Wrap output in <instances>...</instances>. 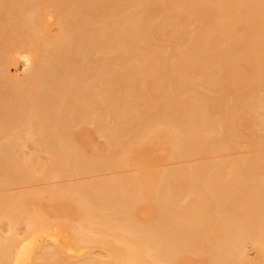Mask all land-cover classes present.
I'll return each instance as SVG.
<instances>
[{"label": "bare ground", "instance_id": "bare-ground-1", "mask_svg": "<svg viewBox=\"0 0 264 264\" xmlns=\"http://www.w3.org/2000/svg\"><path fill=\"white\" fill-rule=\"evenodd\" d=\"M230 142L264 143V0H0V188L53 180L0 190V264H264V149L196 159ZM147 143L195 160L120 172Z\"/></svg>", "mask_w": 264, "mask_h": 264}, {"label": "rangeland", "instance_id": "rangeland-1", "mask_svg": "<svg viewBox=\"0 0 264 264\" xmlns=\"http://www.w3.org/2000/svg\"><path fill=\"white\" fill-rule=\"evenodd\" d=\"M179 25V26H178ZM178 25H176V30L178 31H180V30H182L183 28V24H178ZM182 25V26H181ZM179 27H181L180 29H179ZM157 36V35H156ZM161 39H159V40H153L152 39V42L155 44V45H159V47H161V45H163V43H162V40H161V42H159ZM171 42H172V39L170 40V42L168 41V42H165L164 43V45L165 46H168V47H166L165 48V50H167V52L169 51V52H171V50H173L174 49V47L172 46V44H171ZM167 43V44H166ZM171 46H172V48H171ZM98 54V55H97ZM93 55H94V57H101V56H103V57H108V56H110V52L108 53V51L106 50V49H104V50H101L100 52H96V54L95 53H93ZM92 55V56H93ZM105 55V56H104ZM108 55V56H107ZM118 67V66H117ZM116 67V68H117ZM23 78H25V76H23ZM230 98V97H229ZM228 101H231V100H228ZM109 119H107L106 120V122L108 121ZM243 123V122H242ZM83 125H84V127L86 128V131L84 130V129H82L81 131L82 132H80V135H79V140H81L83 143H84V141H85V143H84V145H86V146H84L85 148H86V150H84V151H89L90 150V148H92V149H100V150H102V148L104 147V145H103V140H104V137L102 136L101 137V135L99 136V134L96 132L95 133V131H94V129L92 128V125H90V124H85V123H83ZM247 131L248 130H246L244 127H241V129H240V132H242V137L245 139V134L247 133ZM244 139H240V141L241 140H244ZM78 140V139H77ZM88 140V141H87ZM89 143V144H87V143ZM233 142V141H232ZM232 142H230V144H232V146L230 145V144H228V146L226 147V148H224V149H220L219 151L217 150V148H216V150L214 151L213 149H209V150H207V151H205V153H199V154H197V156L199 157V156H201V157H199V158H196V159H199L200 160V162L202 163V162H204V160L206 159V161H209L211 158H213V159H211V160H214V158L217 160V159H221V158H223V157H225V154H227V155H234L235 153L236 154H238V153H240V154H244V153H249V152H252V151H254V150H256L257 148L258 149H260L261 148V150L262 149H264V143L263 144H261V146L260 147H258V146H253L252 147V149L251 148H248V147H250L249 146V144H248V146L246 147H244V143H243V145H238L239 143H237V145H236V143L234 144V143H232ZM81 144V143H80ZM102 144V145H101ZM241 144V143H240ZM94 146V147H93ZM148 146H153V145H151L150 143L148 144L147 143V148L145 149V147H146V145H145V147H143V149L145 150H143V152L141 151V153L140 154H138V153H136L135 154V156H134V162L133 161H131V160H129V161H131V162H127L126 163V166H122L123 167V169H119V171L121 172H128V173H130V172H132V173H135L136 171H138V170H140V169H142V167H144V168H151V169H153V168H162V167H168V165L169 166H172V164H174V167H178V166H183V164H184V167H186V166H188V164L187 163H192V161L193 160H195V157L193 158V156L195 155L196 156V154H185V155H187L186 157H183V156H185L184 154L182 155V156H180V157H178L179 159L178 160H173V159H169V160H167L166 158H164V157H166V155L164 154V149L162 150V148H160V147H157V146H153V148L152 147H148ZM82 147H83V145H82ZM100 147H102V148H100ZM229 147V148H228ZM29 148L30 147H25V148H22V150H24V151H27V150H29ZM84 148V149H85ZM88 148V149H87ZM154 148H156V149H154ZM246 148H248V149H246ZM232 149V150H231ZM214 151V152H212V151ZM248 150V151H247ZM221 151V152H220ZM223 151V152H222ZM246 151V152H245ZM232 152V153H231ZM238 152V153H237ZM193 155V156H192ZM137 157L139 158V160L138 161H136L137 160ZM202 157H204L203 159H202ZM206 157V158H205ZM227 157V156H226ZM208 158H209V160H208ZM136 159V160H135ZM177 159V158H176ZM192 160V161H191ZM184 161V162H183ZM189 161V162H188ZM138 164H137V163ZM171 164V165H170ZM176 164V165H175ZM138 165H139V167H138ZM134 169H136V170H134ZM124 170V171H123ZM135 172H134V171ZM102 172H100V171H96V172H91V173H89V172H84V173H82V174H78L77 175V173H76V175H72V176H70V177H68L67 176V178L66 177H60V179H56V180H58V181H74V180H84V179H86V178H94V177H96V176H101V175H110V174H112V171H110L109 170V172H108V170H101ZM107 171V172H106ZM100 172V174H98V173ZM104 172V173H103ZM88 173V174H87ZM131 174V173H130ZM38 180V181H37ZM37 180H34V182H30L29 184L31 185V186H29V184L28 183H24V184H21V185H17V186H13V185H10V186H4V187H2V188H0V190L2 189V190H4V189H11L12 188V186H13V188L12 189H18L19 187H21V188H28V187H36V186H39L40 184H50V182L52 183L53 182V180H48V181H45L44 180V182H42L43 180H41V179H37ZM41 180V181H40ZM37 181V182H36ZM42 182V183H41ZM32 183V184H31ZM16 187V188H15ZM42 201L40 202V203H42V205H43V207H46V206H48L49 205V203L50 204H52L50 201H49V203L47 202L48 200H46V199H41ZM250 252H251V250H250ZM188 256H189V259H190V263H188V264H197V256L196 255H193V254H188Z\"/></svg>", "mask_w": 264, "mask_h": 264}]
</instances>
